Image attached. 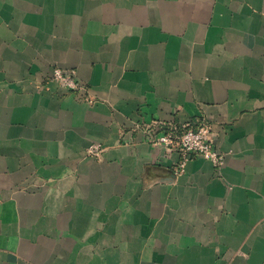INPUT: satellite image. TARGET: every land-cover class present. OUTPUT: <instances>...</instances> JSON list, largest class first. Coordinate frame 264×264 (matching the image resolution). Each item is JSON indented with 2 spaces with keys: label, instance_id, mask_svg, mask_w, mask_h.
Here are the masks:
<instances>
[{
  "label": "crops",
  "instance_id": "0c3cea01",
  "mask_svg": "<svg viewBox=\"0 0 264 264\" xmlns=\"http://www.w3.org/2000/svg\"><path fill=\"white\" fill-rule=\"evenodd\" d=\"M0 264H264V0H0Z\"/></svg>",
  "mask_w": 264,
  "mask_h": 264
},
{
  "label": "built area",
  "instance_id": "2783aa9c",
  "mask_svg": "<svg viewBox=\"0 0 264 264\" xmlns=\"http://www.w3.org/2000/svg\"><path fill=\"white\" fill-rule=\"evenodd\" d=\"M53 80H57L73 90L84 88V84L73 75V72L65 71L59 67L53 68ZM146 130L150 141L163 144L181 154V160L176 169L178 174L185 171L188 160L193 156H202L216 164H220L224 160V154L219 152L214 145L211 127L208 123L192 127V125L177 123L154 122L148 124ZM104 150V145L94 142L90 145L88 153L93 157H100Z\"/></svg>",
  "mask_w": 264,
  "mask_h": 264
},
{
  "label": "rangeland",
  "instance_id": "374dc122",
  "mask_svg": "<svg viewBox=\"0 0 264 264\" xmlns=\"http://www.w3.org/2000/svg\"><path fill=\"white\" fill-rule=\"evenodd\" d=\"M55 67H59L65 71H71L73 72V75L79 79L83 84H84V88L83 89H79V90H73L72 88H69L68 86L62 84L61 82L57 81V80H53V68ZM46 80L47 81H56V82H59L60 84L64 85V87H66V89L69 91V92H72V93H75L76 95H78L80 97V99L82 100H86V101H91V98H90V95H89V87L87 85V83H85L82 79H80L77 75V72L75 69L73 68H64V67H61L59 65H53L50 72L48 73L47 77H46ZM102 145H104L102 142H100ZM90 147V146H89ZM88 147V149H89ZM88 149H87V154L89 156H91L89 153H88Z\"/></svg>",
  "mask_w": 264,
  "mask_h": 264
}]
</instances>
